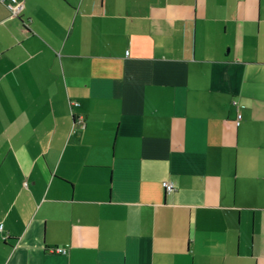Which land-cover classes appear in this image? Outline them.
Returning a JSON list of instances; mask_svg holds the SVG:
<instances>
[{"label":"crops","instance_id":"obj_1","mask_svg":"<svg viewBox=\"0 0 264 264\" xmlns=\"http://www.w3.org/2000/svg\"><path fill=\"white\" fill-rule=\"evenodd\" d=\"M23 2L0 264H264V0Z\"/></svg>","mask_w":264,"mask_h":264},{"label":"built area","instance_id":"obj_2","mask_svg":"<svg viewBox=\"0 0 264 264\" xmlns=\"http://www.w3.org/2000/svg\"><path fill=\"white\" fill-rule=\"evenodd\" d=\"M3 1L7 4V7L9 8L13 17L18 18L23 13V11L25 9V5H24L23 0H3ZM235 104H237V103L235 102ZM238 119L239 120L241 119V115H238ZM239 120L237 121L238 125H240ZM162 185L165 188V190L169 193L174 191V189H175L173 183H170V182L169 183L164 182ZM1 229H2V227H0V230ZM54 252L59 253V254H66L67 253V251L65 249H60V247L55 249Z\"/></svg>","mask_w":264,"mask_h":264}]
</instances>
